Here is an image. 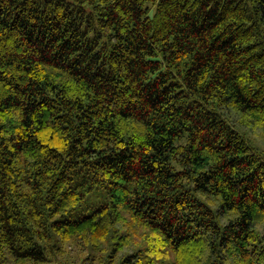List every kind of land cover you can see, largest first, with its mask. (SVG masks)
<instances>
[{"label": "trees", "instance_id": "1", "mask_svg": "<svg viewBox=\"0 0 264 264\" xmlns=\"http://www.w3.org/2000/svg\"><path fill=\"white\" fill-rule=\"evenodd\" d=\"M0 264H264V0H0Z\"/></svg>", "mask_w": 264, "mask_h": 264}, {"label": "rangeland", "instance_id": "2", "mask_svg": "<svg viewBox=\"0 0 264 264\" xmlns=\"http://www.w3.org/2000/svg\"><path fill=\"white\" fill-rule=\"evenodd\" d=\"M76 250H77L76 248H71V252L74 254H75Z\"/></svg>", "mask_w": 264, "mask_h": 264}]
</instances>
